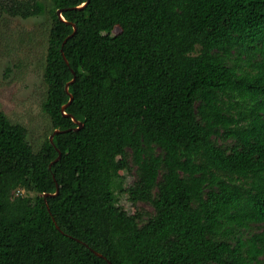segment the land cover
<instances>
[{"label": "trees", "instance_id": "trees-1", "mask_svg": "<svg viewBox=\"0 0 264 264\" xmlns=\"http://www.w3.org/2000/svg\"><path fill=\"white\" fill-rule=\"evenodd\" d=\"M45 10L0 0V29ZM51 13L53 141L35 151L0 111V264H262L264 0H52ZM129 160L147 221L116 206Z\"/></svg>", "mask_w": 264, "mask_h": 264}, {"label": "rangeland", "instance_id": "rangeland-1", "mask_svg": "<svg viewBox=\"0 0 264 264\" xmlns=\"http://www.w3.org/2000/svg\"><path fill=\"white\" fill-rule=\"evenodd\" d=\"M38 1L46 6L43 15L28 19L5 15L0 29V111L11 122L27 129L28 142L35 151L40 150L52 132L50 118L43 111L47 95L43 75L52 28V0ZM119 32L117 28L115 33ZM119 160L112 157L110 164L115 165ZM129 167L119 172L114 181L116 206L124 217L141 213L147 221L154 214V208L147 203L130 201V187L137 177L131 160ZM16 195L35 197L24 189ZM259 231V226L254 225L244 236L248 238ZM260 260L264 264V256Z\"/></svg>", "mask_w": 264, "mask_h": 264}, {"label": "water", "instance_id": "water-1", "mask_svg": "<svg viewBox=\"0 0 264 264\" xmlns=\"http://www.w3.org/2000/svg\"><path fill=\"white\" fill-rule=\"evenodd\" d=\"M62 13H63L62 10H59V11L57 12V14H58V16L60 17V19L64 21V18H63V16H62ZM76 31H77V28H76V26H74V33H73L71 36H69V37L65 40L64 44L67 43L68 39L74 37V35L76 34ZM62 53H63V49H62ZM64 59H65L66 63L69 65V63H68V61L66 60L65 56H64ZM73 74H74V76H75V73H74V72H73ZM75 80H76V76H75L74 80H73L71 83L75 82ZM68 89H69V87L67 86V91H68ZM71 101H72V97H71ZM66 108H67V106H65V107L63 108V111H65ZM74 121L77 122V123L79 124V128L77 129V130H79L83 125H82L81 123H79L78 121H76L75 119H74ZM56 133H58V131H56L55 134H56ZM53 138H54V135H52V136L50 137V140L53 141ZM60 158H61V153H59V157L57 158L56 162H57ZM58 193H59V188L57 187V192H56V194H55L54 196H57ZM46 196H47V195H46ZM46 196H45V198H46ZM57 228L60 230V228H59L58 226H57ZM96 254L99 255L98 253H96ZM99 256H101V255H99ZM110 264H111V263H110Z\"/></svg>", "mask_w": 264, "mask_h": 264}]
</instances>
